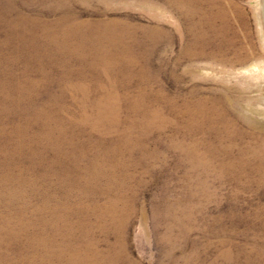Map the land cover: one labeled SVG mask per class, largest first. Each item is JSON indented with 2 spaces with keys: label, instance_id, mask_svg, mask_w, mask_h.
<instances>
[{
  "label": "rangeland",
  "instance_id": "1",
  "mask_svg": "<svg viewBox=\"0 0 264 264\" xmlns=\"http://www.w3.org/2000/svg\"><path fill=\"white\" fill-rule=\"evenodd\" d=\"M0 264H264V0H0Z\"/></svg>",
  "mask_w": 264,
  "mask_h": 264
}]
</instances>
